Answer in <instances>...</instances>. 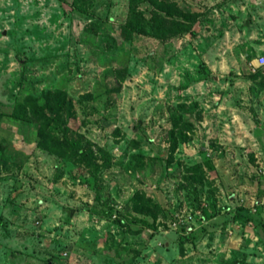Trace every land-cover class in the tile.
<instances>
[{"label": "rangeland", "instance_id": "374dc122", "mask_svg": "<svg viewBox=\"0 0 264 264\" xmlns=\"http://www.w3.org/2000/svg\"><path fill=\"white\" fill-rule=\"evenodd\" d=\"M168 1L157 39L127 0H0V264H264V0ZM54 90L38 136L18 106Z\"/></svg>", "mask_w": 264, "mask_h": 264}, {"label": "trees", "instance_id": "16d2710c", "mask_svg": "<svg viewBox=\"0 0 264 264\" xmlns=\"http://www.w3.org/2000/svg\"><path fill=\"white\" fill-rule=\"evenodd\" d=\"M142 1H149L155 9L164 12V15H160V13H158L157 11L152 10L153 15L151 17V20L156 24L155 29H152V26L150 24H142L145 19L142 15V12L137 10L135 7L137 3ZM171 6L172 3L168 0H127V21L124 24L127 28V33L131 34L132 32H143V34L149 35L151 37L163 39L168 35L180 32L188 28L189 25H184L180 29L177 28V31H170L171 29L161 28L166 24H168L169 28L176 27L177 25L181 24L177 20L167 19L165 17L172 14V11H170ZM121 78L122 77H120V79ZM118 87L119 86L117 85L115 89L117 90ZM50 97H52V99ZM39 98H42L43 101L41 103L43 104L39 103ZM22 101L23 104L18 106V108L22 110V115H20V117L29 118L36 122V134L38 136H42L44 134L43 131L45 128H47L48 124L59 119L58 114L66 100L64 97H62V93L60 91L54 90L52 92L48 91L44 94H41V96L39 97L27 95L23 97ZM179 140L184 141L185 137L180 136ZM64 144L60 141H54L52 143V146H56L55 148H57L58 150H67L69 153H71V155H74L77 163H82L83 166H86L88 169H90L91 167H98V165L94 162L93 156H91L92 151L90 149L87 151L81 146L71 148L65 146ZM170 146L171 149L174 148L173 141ZM197 169H199L198 164L187 168V170H190L192 172ZM192 178L194 180H199L200 177H195L194 175H192ZM129 200L131 201L132 210L138 213L151 215L152 217H155L156 214L160 213L162 216H164L158 203L152 202L150 197L145 196L143 192H133L129 197Z\"/></svg>", "mask_w": 264, "mask_h": 264}, {"label": "built area", "instance_id": "2783aa9c", "mask_svg": "<svg viewBox=\"0 0 264 264\" xmlns=\"http://www.w3.org/2000/svg\"><path fill=\"white\" fill-rule=\"evenodd\" d=\"M254 66L257 67L260 73L264 76V52L255 55Z\"/></svg>", "mask_w": 264, "mask_h": 264}, {"label": "water", "instance_id": "95a60500", "mask_svg": "<svg viewBox=\"0 0 264 264\" xmlns=\"http://www.w3.org/2000/svg\"><path fill=\"white\" fill-rule=\"evenodd\" d=\"M263 238H264V234H263Z\"/></svg>", "mask_w": 264, "mask_h": 264}, {"label": "crops", "instance_id": "0c3cea01", "mask_svg": "<svg viewBox=\"0 0 264 264\" xmlns=\"http://www.w3.org/2000/svg\"><path fill=\"white\" fill-rule=\"evenodd\" d=\"M164 65V64H163Z\"/></svg>", "mask_w": 264, "mask_h": 264}]
</instances>
